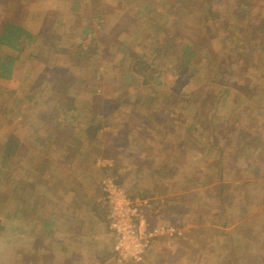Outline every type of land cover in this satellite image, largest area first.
Returning a JSON list of instances; mask_svg holds the SVG:
<instances>
[{
  "label": "rangeland",
  "instance_id": "rangeland-1",
  "mask_svg": "<svg viewBox=\"0 0 264 264\" xmlns=\"http://www.w3.org/2000/svg\"><path fill=\"white\" fill-rule=\"evenodd\" d=\"M241 3L254 101L238 87L220 98L221 80L179 62L189 43L193 63L221 56ZM9 23L36 40L0 45L19 55L0 78V264H264V176L252 150L235 160L264 123V0H0V37ZM156 47L167 87L131 72L128 52ZM45 81L65 92L49 98Z\"/></svg>",
  "mask_w": 264,
  "mask_h": 264
},
{
  "label": "trees",
  "instance_id": "trees-1",
  "mask_svg": "<svg viewBox=\"0 0 264 264\" xmlns=\"http://www.w3.org/2000/svg\"><path fill=\"white\" fill-rule=\"evenodd\" d=\"M103 1V0H102ZM225 4H220L219 8H221L222 11L228 9L225 8ZM251 6L246 3H241L240 6L237 8V13L236 16L230 17V22H228V25L226 26V37L223 39L224 42H226V46H223L222 48V53L221 56L218 55H212L211 58H208V60L200 59V63H193L192 59L196 58V52L193 49V45L189 43L188 45L184 46L182 49L183 56L182 60L180 62V67L182 69H187L191 70L194 72L195 75H200L201 72H205L206 76L210 81L208 82V85L210 86H215L217 84L218 80H221L223 85H220V98L227 97L229 93L233 91L234 87H238V90H246L247 95L251 96L253 93L250 91L252 89L250 88H245L242 84L244 80V68L245 70L247 69H253V66H249V60H248V55L252 50V46L248 45V41L245 38L247 36L248 29L240 25L241 19L246 15V13L249 12ZM147 11V10H146ZM228 11V10H226ZM136 19H143L146 16L145 14L141 12L135 13ZM225 16L229 17L228 14H225ZM257 31V30H256ZM260 32V31H259ZM225 33V34H226ZM243 36L240 38V36ZM254 36V35H253ZM252 36V38H253ZM36 40V37L31 35L27 30L24 28H21L15 24L9 23L6 25L4 28L2 35L0 37V45L5 46L7 50H14L18 54L20 53V46L22 43L27 42L31 43ZM241 40V43L239 42ZM249 40V39H248ZM169 42V41H168ZM169 49H172V46H169ZM232 45L236 46L237 51L236 54L232 52L231 49ZM254 48H256V44L254 45ZM257 48L264 49V47H260V45L257 44ZM157 47L151 50H147V52H143L142 54H138L137 52L130 51L128 52V55L130 54L131 57H133V62L131 66V72L133 73V77L137 76L138 78L141 79V82L143 85L147 86L151 85V87H167L168 83H166L167 77H163L161 70L157 69L159 68L160 64L163 63V59H159V55L157 52ZM0 55L4 57V59L0 60V78L1 79H10L12 75V69L15 64V62L18 60L19 55H12L9 52H1ZM127 55V56H128ZM151 56V57H150ZM263 57V55L261 56ZM261 59V58H260ZM191 60V61H190ZM241 66V67H240ZM258 71V70H256ZM255 71V72H256ZM163 77V78H162ZM204 77V75H203ZM202 77V78H203ZM127 80L132 79L130 76L125 75ZM130 78V79H129ZM151 78V79H150ZM241 80H237V79ZM214 83V85H213ZM43 88H45V93H47L51 97H57V96H62L63 93L65 92L66 89V84L61 83L59 81L57 82H49L45 81L43 84ZM260 88L264 90V79L260 82ZM154 91H156L155 88H152ZM256 88H254V91ZM42 91V90H41ZM237 92V89L235 90ZM37 92V90L35 91ZM255 96H251V100L254 101ZM32 100V99H30ZM98 103V101H95ZM91 104H94V101H91ZM61 104H58V108L60 107ZM233 106V105H231ZM260 110V113L263 114L264 108H258ZM229 109H227L228 111ZM249 112L251 110L249 109ZM60 121V119H58ZM95 121H97L95 118H93L92 122L88 126L87 133L88 135H98V132L100 131L101 126L97 124ZM176 128V126H173ZM178 128H180L178 126ZM177 128V129H178ZM177 129L174 131L177 132ZM97 131V132H96ZM96 132V133H94ZM102 135L104 132H100ZM178 133V132H177ZM202 137V136H201ZM248 139L245 142V147L243 148V152L238 155V158L235 160L238 161L239 163L242 161H246V156L244 154H248V149L252 150L251 155V160L253 161L252 164L249 167H252L253 173L259 175V176H264V123H261L259 125H256L255 128H252L251 132L248 135ZM212 142V147H213V152L219 153V150L217 149L216 141H215V136H212L210 139ZM215 141V142H214ZM18 149V141L15 139V137H10V139L6 143V150H10L12 154ZM215 149V150H214ZM220 150L223 151V148L220 146ZM96 173H100V167L94 166ZM102 170H109L111 167L109 164H105V166L101 167ZM111 170V169H110ZM222 173H223V168H222ZM103 173V172H102ZM161 174V172H160ZM100 176V175H99ZM216 177H219L222 179V177L219 175V173L215 174ZM117 183V182H115ZM249 185V184H247ZM264 191V188H262ZM261 190V192H263ZM260 194V193H258ZM263 195V194H262ZM262 197V196H261ZM94 206L98 208L99 206V211L96 214L98 219L100 221H103L106 224V227L108 226V219H107V214L104 211V204L102 202V197L99 196V199L97 202L95 201ZM94 208V207H93ZM108 228V227H107ZM105 255H109L110 257H118V254L114 248H112L111 251L105 253Z\"/></svg>",
  "mask_w": 264,
  "mask_h": 264
}]
</instances>
